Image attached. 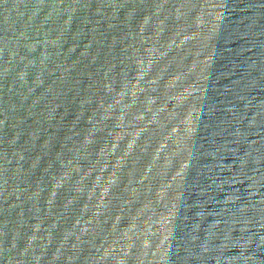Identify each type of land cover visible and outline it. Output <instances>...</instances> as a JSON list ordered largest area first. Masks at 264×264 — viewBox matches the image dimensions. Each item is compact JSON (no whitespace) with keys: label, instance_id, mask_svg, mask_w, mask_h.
Instances as JSON below:
<instances>
[{"label":"water","instance_id":"95a60500","mask_svg":"<svg viewBox=\"0 0 264 264\" xmlns=\"http://www.w3.org/2000/svg\"><path fill=\"white\" fill-rule=\"evenodd\" d=\"M0 264H264V0H0Z\"/></svg>","mask_w":264,"mask_h":264}]
</instances>
